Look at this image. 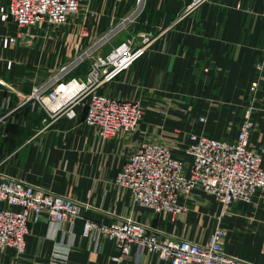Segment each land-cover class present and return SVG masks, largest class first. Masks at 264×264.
Instances as JSON below:
<instances>
[{"label": "crops", "instance_id": "0c3cea01", "mask_svg": "<svg viewBox=\"0 0 264 264\" xmlns=\"http://www.w3.org/2000/svg\"><path fill=\"white\" fill-rule=\"evenodd\" d=\"M85 2L66 25L34 28L31 44L0 47V171L81 204L70 223L30 222L22 257L1 249L0 264H47L55 249L66 247L68 264H167L134 250L132 258L113 262L111 242L81 235L86 219L110 223L121 217L202 244L220 226L225 253L264 264V191L249 202L233 201L218 219L220 204L198 190L186 201V212L171 220L135 205L129 191L113 183L142 141L165 143L183 161L190 160L184 146L193 133L233 142L249 105V144L264 147V0H204L196 6L190 0ZM128 39L135 46L146 39V53L98 90L141 102L143 115L132 132L101 139L83 122L80 105L72 118L58 113L42 120L44 106L29 97L35 89L84 78L91 63L80 66L83 53L106 54Z\"/></svg>", "mask_w": 264, "mask_h": 264}, {"label": "built area", "instance_id": "2783aa9c", "mask_svg": "<svg viewBox=\"0 0 264 264\" xmlns=\"http://www.w3.org/2000/svg\"><path fill=\"white\" fill-rule=\"evenodd\" d=\"M86 0H0V47L31 44L32 30L40 25L64 26L85 7ZM204 0H190L196 6ZM10 25L13 31L10 30ZM146 39L135 46L130 39L106 54H95L84 78L73 77L57 82L50 90L35 89L29 97L45 108L46 122L58 113L72 118L76 106L84 110L83 122L103 140L119 133L132 132L139 123L144 107L140 101L121 99L99 92L135 60L146 53ZM12 60H7L10 68ZM261 70V64H257ZM1 83V79H0ZM75 85L71 90V86ZM256 82L252 84V89ZM252 105L247 106L233 142L205 135H189L183 161L160 141H142L131 151L115 175L116 187L127 189L132 202L171 220L186 212V201L196 191L212 195L220 204L218 219L228 212L235 200L249 202L264 191V147L253 148L249 135L253 127ZM204 122V117H199ZM81 204L63 194L34 186L0 171V250L11 249L17 259L25 251L29 223L45 219L56 227L79 217ZM226 231L216 226L207 243L165 234L131 217L115 218L110 223L86 219L83 238L103 236L113 244L116 254L111 261L133 257L132 251L147 252L167 264H250L228 253L222 247ZM69 249L57 248L47 264H68Z\"/></svg>", "mask_w": 264, "mask_h": 264}, {"label": "rangeland", "instance_id": "374dc122", "mask_svg": "<svg viewBox=\"0 0 264 264\" xmlns=\"http://www.w3.org/2000/svg\"><path fill=\"white\" fill-rule=\"evenodd\" d=\"M95 54V53H94ZM94 60V58L91 56L90 51L89 52H85L83 53L80 57L78 61L80 62V66L84 69H86V66L88 65V63L90 64L92 61ZM90 69V67H89Z\"/></svg>", "mask_w": 264, "mask_h": 264}]
</instances>
